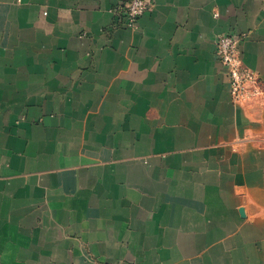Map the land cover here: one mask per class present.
Returning <instances> with one entry per match:
<instances>
[{"label": "crops", "instance_id": "1", "mask_svg": "<svg viewBox=\"0 0 264 264\" xmlns=\"http://www.w3.org/2000/svg\"><path fill=\"white\" fill-rule=\"evenodd\" d=\"M126 1L0 0V264H264V0Z\"/></svg>", "mask_w": 264, "mask_h": 264}, {"label": "built area", "instance_id": "2", "mask_svg": "<svg viewBox=\"0 0 264 264\" xmlns=\"http://www.w3.org/2000/svg\"><path fill=\"white\" fill-rule=\"evenodd\" d=\"M151 0H127L115 10L116 25L138 29L140 19L150 9ZM246 33L224 32L215 39L216 54L229 77L230 93L235 102H244L259 97L264 89L259 73L243 59L241 43Z\"/></svg>", "mask_w": 264, "mask_h": 264}, {"label": "rangeland", "instance_id": "3", "mask_svg": "<svg viewBox=\"0 0 264 264\" xmlns=\"http://www.w3.org/2000/svg\"><path fill=\"white\" fill-rule=\"evenodd\" d=\"M108 264H113V263H108ZM118 264V263H117ZM121 264H126V263H121ZM132 264H134V263H132Z\"/></svg>", "mask_w": 264, "mask_h": 264}]
</instances>
